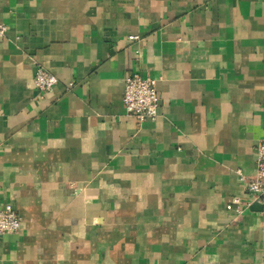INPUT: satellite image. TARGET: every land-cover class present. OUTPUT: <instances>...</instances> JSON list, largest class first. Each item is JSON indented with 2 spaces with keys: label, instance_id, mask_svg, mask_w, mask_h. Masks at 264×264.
I'll use <instances>...</instances> for the list:
<instances>
[{
  "label": "crops",
  "instance_id": "obj_1",
  "mask_svg": "<svg viewBox=\"0 0 264 264\" xmlns=\"http://www.w3.org/2000/svg\"><path fill=\"white\" fill-rule=\"evenodd\" d=\"M0 25V264H264V0H0Z\"/></svg>",
  "mask_w": 264,
  "mask_h": 264
},
{
  "label": "built area",
  "instance_id": "obj_2",
  "mask_svg": "<svg viewBox=\"0 0 264 264\" xmlns=\"http://www.w3.org/2000/svg\"><path fill=\"white\" fill-rule=\"evenodd\" d=\"M6 30V26L0 25V36L4 35ZM34 83L39 90V97L43 99L57 85L58 77L49 70L38 67ZM123 102L127 113L134 116L138 121L156 120L159 117L161 96L156 87L155 79L145 77L138 72L128 74L125 78ZM246 183L253 200L264 199V139L257 146L256 172L251 179L246 180ZM227 208L235 210L239 214L244 212L240 199L228 204ZM21 228L22 217L12 205L7 203L0 207V235L15 233Z\"/></svg>",
  "mask_w": 264,
  "mask_h": 264
}]
</instances>
